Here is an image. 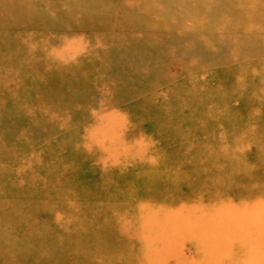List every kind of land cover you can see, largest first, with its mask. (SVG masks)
Here are the masks:
<instances>
[{"label":"rangeland","instance_id":"rangeland-1","mask_svg":"<svg viewBox=\"0 0 264 264\" xmlns=\"http://www.w3.org/2000/svg\"><path fill=\"white\" fill-rule=\"evenodd\" d=\"M0 264H264V0H0Z\"/></svg>","mask_w":264,"mask_h":264},{"label":"bare ground","instance_id":"bare-ground-1","mask_svg":"<svg viewBox=\"0 0 264 264\" xmlns=\"http://www.w3.org/2000/svg\"><path fill=\"white\" fill-rule=\"evenodd\" d=\"M143 206H144V205H143ZM143 206H142L143 211H145V209H147V208H146L145 206H144V207H143ZM150 218H152V214H151V213H148V214H146L145 217L143 218V221H145V219L148 220V219H150ZM179 225H180V226H179L180 228H186V227L188 226V225L185 224L184 222L180 223ZM141 237H142V236H141ZM165 255H167V254H165ZM167 257H170V255H168ZM167 257H166V258H167Z\"/></svg>","mask_w":264,"mask_h":264}]
</instances>
